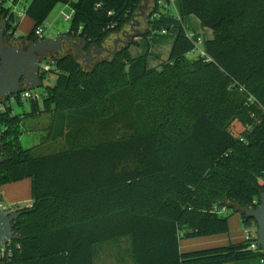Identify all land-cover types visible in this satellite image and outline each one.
<instances>
[{"label":"trees","instance_id":"16d2710c","mask_svg":"<svg viewBox=\"0 0 264 264\" xmlns=\"http://www.w3.org/2000/svg\"><path fill=\"white\" fill-rule=\"evenodd\" d=\"M177 1L180 19L193 15L212 31L203 57H189L195 44L181 24L168 59L151 69L146 55H129L134 40L90 63L76 59L70 41L67 52L51 54L55 81L45 86L42 105L29 100L30 111L52 112L50 136L65 140L63 150L31 155L18 142L22 116L11 107L0 113V187L31 180L32 205L17 210L12 222L18 237L12 243L19 245L12 264H93L94 245L120 237H129L135 264L262 257L244 241L180 252L179 238L228 232L229 217L215 207L259 204L264 0ZM157 2L146 15L149 24ZM59 3L73 10L65 33L99 49L129 27L143 0H30L24 14L33 26L21 40L35 41V29ZM4 10L0 3L8 41L18 21ZM71 113L77 118L68 120ZM234 118L251 130L235 136Z\"/></svg>","mask_w":264,"mask_h":264},{"label":"rangeland","instance_id":"374dc122","mask_svg":"<svg viewBox=\"0 0 264 264\" xmlns=\"http://www.w3.org/2000/svg\"><path fill=\"white\" fill-rule=\"evenodd\" d=\"M2 1H3L2 2L3 6L5 7L9 6L5 8L4 10L8 14L10 11L13 10V6H11V3L9 0H2ZM149 1H148L147 8L145 10L144 16L138 18V20L140 21L139 28L140 27L143 28L145 26L144 30H149V29L151 30L150 37H144L142 35L136 36L135 43L129 46L130 51L128 52L130 56L132 55L135 57L139 55L140 56L146 55V65H148V67H158L159 64L157 63H160V60L156 57V55L159 56L160 58L168 56L169 51L171 49V44H172V43L170 44V38L173 37V32L175 30L174 25H180L181 19H180V13L178 14V12H176L173 9L170 15L173 21L168 22L169 24L167 23L169 25L168 30L164 29V26L159 27L160 16H163L164 14H166L168 11L167 9L171 7L167 5L168 3L166 1L165 2L163 1L161 3L157 2L156 10H154L151 13L152 15L150 18L152 22H150L149 24V22L146 20V15L148 14V12L151 10L153 6V0H149ZM16 2H17V9L15 12V16H16L15 23L18 21V28L14 34V37L8 39V41L5 38L4 40L7 45H15L19 47H24L28 43L27 41L21 40V39L30 33L33 24H30V22L24 18L22 13L18 14V12L20 10V6L22 5L26 6L30 2V0H17ZM67 12H68V9H65V7H63L62 5H57L51 11V13L49 14L47 18V20L49 21V25L46 28L45 37L54 38L60 33L61 34L65 33L66 29L69 26V20H65L64 18V14ZM3 14L2 12L0 13V24L6 27L5 25L6 15L4 17ZM191 17H193L194 19H192L193 22H192V25H190V27H194V28H190L189 31H187V34L191 38H195V39L198 38L200 40V45H199L200 49L199 50L194 49L193 53L192 52L189 53V57L193 58L199 55L200 50L204 51L203 45L205 44V42L203 44V40L205 36L197 30L198 27L196 26L198 23H199L198 26H200V22H198L199 20L193 15ZM152 25L153 27L150 28ZM124 31H126L127 34L131 33V30L129 29V27H125ZM117 36H118L117 39L118 38L123 39L122 32L119 33ZM105 46L109 50L113 49L112 42L108 45L105 44ZM156 47L159 50H156ZM69 48H70V45L66 43L65 41L63 42L62 50L57 53L66 52L67 50H69ZM108 54L109 52H105V53L103 52L101 56L107 57ZM52 68H53L52 65H50V71L45 72L42 85L35 89L37 92L42 93L46 85H52L54 83L55 74L53 73ZM249 101L252 102L253 98L250 97ZM39 104L42 105L41 99L39 100ZM11 105H12L11 113L22 116L21 121L19 123V135H18V142L22 148H25V149L29 148L31 150V155L33 156L50 154V153L63 150L65 148L63 139L60 138L58 140H54L51 138L52 134L50 136V127L53 121L52 112H38L36 114H32L30 111L31 102L29 100H23L21 105L17 104L16 102H12ZM258 121L259 120L257 119L256 122ZM229 127H230L231 132L235 136L240 137L242 132L250 131L252 128V125L246 124V123L244 124L239 119L234 118L233 120L230 121ZM33 129H36L34 133H32L31 131ZM34 143H35V147L32 146ZM19 194L25 197L26 195L30 194V190L29 189L22 190ZM4 197L9 203L11 202L9 199H14L16 197V193L14 192L7 193L4 195ZM4 204H7V203H4ZM9 205H14V204L9 203ZM14 206L16 207V210L14 211L20 210L23 207H27V208L30 207V205H14ZM222 214L224 216L227 215L229 217L228 218V226H229L228 232L229 233L232 232L234 236H238L241 230H243L245 226V224L242 221L241 214L238 211L232 210L231 208H228L227 210L222 211Z\"/></svg>","mask_w":264,"mask_h":264},{"label":"water","instance_id":"95a60500","mask_svg":"<svg viewBox=\"0 0 264 264\" xmlns=\"http://www.w3.org/2000/svg\"><path fill=\"white\" fill-rule=\"evenodd\" d=\"M149 0H144L139 6V11L129 25L131 33L122 32L123 39L114 41L113 50L106 47L97 48L95 45L87 46V42L79 36H71L66 33L58 34L56 37H46L41 41L29 42L25 47L7 45L4 40L5 26L0 24V99H7L12 95L19 94L25 88L36 89L42 85L40 62L51 54L62 50L63 42H73L76 59H82L90 63L95 55L103 52H112L117 49L118 44L129 45L134 37L139 36L140 21L138 18L144 16ZM2 197L0 195V202ZM238 212L251 219L256 227L257 243L263 252L264 258V190L259 193V204L254 208H239ZM21 215L20 211L6 213L0 207V244L7 241L17 240L13 232L14 222Z\"/></svg>","mask_w":264,"mask_h":264},{"label":"crops","instance_id":"0c3cea01","mask_svg":"<svg viewBox=\"0 0 264 264\" xmlns=\"http://www.w3.org/2000/svg\"><path fill=\"white\" fill-rule=\"evenodd\" d=\"M163 1L164 2L166 1L168 3L167 5H169L171 7H169L167 9L168 11L166 14H164L163 16H160L159 21L161 23H163L165 26L169 27L168 22L173 21L172 18L170 17L173 9L176 12H178V14L180 13L179 12V3L177 0H158V3H161ZM149 2H151V1H149ZM57 5H62L63 7H65V9L69 8L68 5H64V4H60V3L56 4L55 7ZM22 15L24 16V18L26 20H28L30 22V24H33V22L31 20H29V18L24 14V12L22 13ZM191 16L192 15H187L181 19L180 24L183 26V28L186 31H189L190 28H194V27H190V25H192V22H193L192 19H194ZM184 21H185V23H184ZM198 24L196 26V27H198L197 30L205 36L204 40H203V44H204V42H206L207 40L212 39L213 34H212V31L210 29L202 28V27H200L201 25L198 26ZM178 26L179 25H174L175 30L173 32V37L170 38V44L172 43L171 48H172V45H173V42L175 39V34L177 32ZM152 27H153V25L150 28H152ZM139 29L142 32L145 29V26L143 28L140 27ZM117 35L113 34V35L109 36L106 39L105 44L108 45L112 42L113 46H114V41L118 37ZM135 40H136V38L134 37V41ZM156 50H159V49L156 47ZM128 51H130V47L128 48ZM192 53H193V51H192ZM169 54H170V51H169ZM169 54H168V56H169ZM139 56H136V57H139ZM168 56L160 58L159 56L156 55V57L160 60V63H157V64L160 65L162 62L166 61L168 59ZM132 57L135 58V56H132ZM147 68L151 69V68H155V67H148V65H147ZM74 118H77V117H75L73 113H71L68 116V120H72ZM78 125H79V123H78ZM35 130L36 129L31 130L32 133H34ZM33 135H35V134H33ZM56 140H58V139H56ZM63 142H64V146L66 148V144H65L64 139H63ZM78 142H82V140L79 139ZM32 146L35 147V143ZM34 150H35V148H34ZM26 189L30 190V194L26 195L25 197L21 196L19 193L22 190H26ZM13 192L16 193V197L14 199H9L11 201V202H9L10 204L30 205V206L32 205L31 180L29 178L22 179V180L17 181V182L9 183V184H6V185L0 187V195L2 197V203L4 202V203H7L9 205V203L5 199L4 195L7 193H13ZM220 208H222V207H219V208L215 207L214 209L221 210ZM219 213L222 214V212H220V211H219ZM246 226H248V225L244 226V229L241 230V232L239 233L238 236H234L232 234V232H230V233L226 232V233L216 234V235L201 236V237H192V238H183L181 236L179 238V251L185 252V251H191V250H197V249H207V248H212V247H217V246H223V245L236 244V243L243 242L244 241V231H245ZM92 261H93V264H135L133 257L131 255L129 237H120L118 239H114V240L95 244L93 247V259H92ZM224 264H261V260H260V258H249V259H244V260H239V261H234V262H227Z\"/></svg>","mask_w":264,"mask_h":264},{"label":"built area","instance_id":"2783aa9c","mask_svg":"<svg viewBox=\"0 0 264 264\" xmlns=\"http://www.w3.org/2000/svg\"><path fill=\"white\" fill-rule=\"evenodd\" d=\"M11 3V6H13V10L10 12H13L15 14L16 9H17V0H9ZM2 0H0V3L2 4ZM3 6V4H2ZM24 6L22 5L20 6V10L18 12V14L23 13L24 12ZM4 8H7L9 6H3ZM21 11V12H20ZM9 12V13H10ZM73 14V10L68 8V12L64 14V18L65 20H69L71 19ZM49 25V21L46 19L44 20L34 31L35 34V42L41 41L43 40L45 37V32H46V28ZM80 30V29H79ZM78 30V31H79ZM68 30L66 29L65 32H67ZM191 38V37H190ZM192 41L195 44V50L196 49H200L199 45H200V40L198 38H192ZM50 56H47L45 59L41 60L40 62V72L42 74V72H46L49 70L50 65H52L53 61L50 59ZM198 56H205V52L203 50H200L199 55ZM43 96V92L39 93L37 92L35 89H27L25 88L22 92H20L19 94H15L12 95L11 97L7 98V99H0V113L4 112L8 107H12L11 103L12 102H16L19 101H23V100H32V101H39L40 99H42ZM0 207L4 210V212L6 213H12L14 212V210H16V207L14 205H8V204H4L2 202H0ZM226 209L224 207L221 208V210L215 209V211H217L219 213L222 211H225ZM13 241H7L4 244H0V264H12L13 263V256H14V251L15 249L19 248L18 244H14L12 243ZM244 242L247 243L249 246V249L252 251H259L263 254L260 246L257 243V234H256V227L253 224V222L251 223V225H248L245 227V231H244ZM261 260V264H264V258L263 255L262 257H260Z\"/></svg>","mask_w":264,"mask_h":264},{"label":"flooded vegetation","instance_id":"af4514ba","mask_svg":"<svg viewBox=\"0 0 264 264\" xmlns=\"http://www.w3.org/2000/svg\"><path fill=\"white\" fill-rule=\"evenodd\" d=\"M21 46V45H20ZM25 47V46H24Z\"/></svg>","mask_w":264,"mask_h":264}]
</instances>
